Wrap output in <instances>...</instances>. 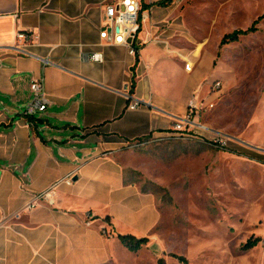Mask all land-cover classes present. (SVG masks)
I'll return each mask as SVG.
<instances>
[{"label": "crops", "instance_id": "obj_1", "mask_svg": "<svg viewBox=\"0 0 264 264\" xmlns=\"http://www.w3.org/2000/svg\"><path fill=\"white\" fill-rule=\"evenodd\" d=\"M108 1L120 0H0V264L109 263L110 246L121 243L119 211L130 227L138 209L157 208L153 194L127 182L123 152L168 135L211 78L196 75L200 46H185L178 28L158 26L172 13L155 2L146 1L152 6L143 22L150 23L136 55L106 44L100 32ZM19 32L33 38L24 51ZM95 51L104 62L83 59ZM181 64L185 70L172 66ZM42 77L49 105L30 121L24 106ZM134 99L142 105L130 109ZM70 175L75 182L57 186L54 205L27 210L34 195Z\"/></svg>", "mask_w": 264, "mask_h": 264}, {"label": "rangeland", "instance_id": "obj_2", "mask_svg": "<svg viewBox=\"0 0 264 264\" xmlns=\"http://www.w3.org/2000/svg\"><path fill=\"white\" fill-rule=\"evenodd\" d=\"M159 7L172 16L158 26L178 28L185 46L202 48L196 75L211 77L202 98L215 107L200 119L228 144L194 136L130 145L121 156L126 180L153 194L157 208L138 209L130 227L120 210L116 225L150 241L138 253L116 241L111 261L100 263L264 264V0H175ZM237 30L251 31L222 44ZM215 81L223 87L213 95ZM251 238L258 245L243 250Z\"/></svg>", "mask_w": 264, "mask_h": 264}, {"label": "built area", "instance_id": "obj_3", "mask_svg": "<svg viewBox=\"0 0 264 264\" xmlns=\"http://www.w3.org/2000/svg\"><path fill=\"white\" fill-rule=\"evenodd\" d=\"M142 8L143 6L140 0L108 1L105 4L104 23L102 24L100 32L101 40L108 45L124 46L129 50L131 55H136L138 52L137 44L144 43V41L140 39V33L142 32L144 21ZM31 39L33 38L30 34L26 32H19L18 40L22 43L19 45V49L24 51ZM83 59L96 63H102L104 62V54L99 51L84 53ZM42 61L45 65H48L51 62L48 58H43ZM186 69L188 71H192V64L188 63ZM222 87L223 83L221 81H215L212 83L211 91L217 93L222 89ZM32 92L33 99L29 104H27L23 112L24 116L27 117L35 116L39 112H44L49 105V100L45 90L44 77L33 80ZM141 105V100L134 99L129 105V108L137 109ZM214 107L215 104L213 102H205V100L200 96V93L194 94L189 101L187 115L174 123L168 135L149 138L142 142V144L166 139H188L195 136L208 139L220 147L226 146L228 144L227 137L223 136L218 131L212 130L208 125L199 121L203 112L212 110ZM198 130L210 134L211 137L203 133H199ZM74 182L75 176L70 175L58 182V184L49 190L34 195L33 199L27 204V210H34L41 202L54 205L56 203L57 186L60 183L73 185ZM88 218V224H91L93 217L89 215Z\"/></svg>", "mask_w": 264, "mask_h": 264}, {"label": "trees", "instance_id": "obj_4", "mask_svg": "<svg viewBox=\"0 0 264 264\" xmlns=\"http://www.w3.org/2000/svg\"><path fill=\"white\" fill-rule=\"evenodd\" d=\"M175 0H159L158 2H155L152 5H158V6H169L171 5ZM151 4H143V12L148 9L149 7L152 6ZM258 23V21L255 22V24ZM252 30V29H251ZM251 30H248L246 32H249ZM243 30H237L232 34H227L223 41L222 44H225L229 41H233L235 38H238L240 34L246 33ZM29 120H32V117H29ZM119 240L121 243L131 252L138 253L145 245H147L150 241L148 237H137L136 235L133 234H119L118 236ZM259 243V239L251 238L246 244L243 245V250L248 251L255 246H257ZM184 260V259H183ZM186 261V260H184Z\"/></svg>", "mask_w": 264, "mask_h": 264}, {"label": "water", "instance_id": "obj_5", "mask_svg": "<svg viewBox=\"0 0 264 264\" xmlns=\"http://www.w3.org/2000/svg\"><path fill=\"white\" fill-rule=\"evenodd\" d=\"M0 175H1V172H0Z\"/></svg>", "mask_w": 264, "mask_h": 264}]
</instances>
